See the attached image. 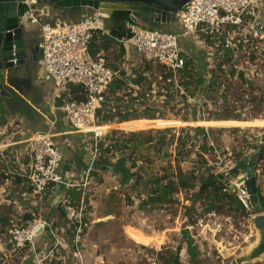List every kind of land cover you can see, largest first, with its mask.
I'll return each instance as SVG.
<instances>
[{"label":"rangeland","instance_id":"rangeland-1","mask_svg":"<svg viewBox=\"0 0 264 264\" xmlns=\"http://www.w3.org/2000/svg\"><path fill=\"white\" fill-rule=\"evenodd\" d=\"M50 6L53 11L65 13L54 12V17L48 18L70 23L65 9L52 3ZM92 11L89 8L84 15ZM148 22L163 31L182 32L176 20L166 25L153 22V18ZM22 28L31 30L30 34L36 33V37L30 35V43L42 46L38 28L25 25ZM187 44L191 54L195 53L193 58L201 68L200 73L207 77L205 50L189 40ZM105 51L106 60L120 72L125 70L131 75L136 69L140 73L148 68L146 77L141 79L143 96L137 97L140 87H135L138 91L119 95L122 100L116 103L108 91L109 106L116 108L113 112L121 116L126 110L141 113L149 106L152 114L166 116L147 119L142 115L124 122L102 123L106 135L97 141L92 135L54 138L63 156L61 174L63 166H71L70 154H75L79 170H84L85 161L88 165L80 181L85 184L80 186L78 207L69 203L71 197L62 198L65 186L59 192L54 190L55 195L51 188L35 194L23 179L17 181L26 144L2 147L0 236L7 237L14 225L27 226L36 219L46 220L50 229L36 238L34 247L14 251L5 245L0 249V264H237V259L256 243V232L250 223L252 212L230 210L224 200H215L219 207L208 210L209 200H199L196 196L200 187L197 180L202 174L205 178L222 174L218 180L231 186L241 175V167L254 165L258 171L257 187L260 191L264 188V72L251 81L229 80L225 71L215 70L212 65L213 75H219L217 79L211 78L215 84L209 89L210 83L206 82L203 93L186 99L160 89L162 71L155 62L140 57L129 62L123 59L122 47L113 42L107 44ZM37 62V57L31 61L28 54L27 63L9 74L5 85L9 95L0 97L1 146L16 140L17 130L25 125L19 112L29 108L25 100L35 94L34 81L42 82ZM150 81L153 91L147 88ZM11 106H17L18 110L12 111ZM225 116L236 120H213ZM201 121L204 125L199 124ZM199 126L205 127L206 135L198 132ZM19 138L22 139L20 135ZM204 143L209 147L201 150L207 165H202L197 155ZM107 146L111 148L109 152L105 150ZM95 165L106 169H96ZM179 170L196 176L195 188L182 190L166 204L150 203L140 208L158 178L166 181L172 178L173 171ZM65 175L62 174L63 178ZM49 195L57 199L52 200ZM27 215L33 218L27 220ZM158 237L161 245L155 242ZM188 239L196 247L195 258L189 254ZM245 264H264V255Z\"/></svg>","mask_w":264,"mask_h":264},{"label":"built area","instance_id":"built-area-1","mask_svg":"<svg viewBox=\"0 0 264 264\" xmlns=\"http://www.w3.org/2000/svg\"><path fill=\"white\" fill-rule=\"evenodd\" d=\"M21 2V26H35L40 33V80L52 85V109L62 111L70 133L92 135L95 141L101 139L106 130H103L99 112L109 87L120 76V71L110 67L103 56L93 57L90 53V42L96 32L109 34L105 15L95 11L77 22L52 21L48 18L52 15L51 8L43 1ZM263 5L262 0H190L175 16L181 33L139 27L130 15L124 25L132 35L115 39L126 49L133 47L141 59L163 66L169 74L167 81L176 86L186 57L191 55L187 40L205 50L208 80L216 75L219 77L213 75V65L215 70L225 71L229 80H241L239 76L242 75L245 82L251 81L264 72ZM12 62L16 65L17 59ZM231 68L235 70L233 77L229 75ZM73 88L79 90L78 95L83 99H69ZM54 138L51 128L25 141L26 170L19 175L27 179L35 194H43L50 185H74L59 171L63 156ZM240 176L232 181V185H236L235 192L242 206L251 211L250 194L244 183L237 182ZM261 193V212L264 213V188ZM48 228L49 223L43 219H36L27 226L14 225L7 237L0 236V249L5 245L14 251L34 247L36 238Z\"/></svg>","mask_w":264,"mask_h":264},{"label":"trees","instance_id":"trees-1","mask_svg":"<svg viewBox=\"0 0 264 264\" xmlns=\"http://www.w3.org/2000/svg\"><path fill=\"white\" fill-rule=\"evenodd\" d=\"M134 12L129 11V10H115L111 16H109V20H111L112 26L109 28V35L108 34H103L102 32H96L94 35L93 39L90 42V53L93 57L97 56V54L101 50H106L107 44L109 42H113L116 44H119V42L115 38H122V37H129L132 35L131 31L125 28L124 21L129 18L131 14ZM124 52V50H122ZM230 52L227 53L228 56H230ZM194 54H191L190 56L186 57V63L184 68L181 70V77L180 80L178 81V86H176L173 82H168L167 79L169 78V74L166 72L165 68L159 64L157 66L160 68L162 71L161 74V83L160 84V89L171 91L173 94H175V97L180 94L181 98L186 97L188 99L189 97H195L199 92L203 93L205 90V83L208 82L210 83L209 89L215 84L214 81L206 80L207 78L204 77L203 73H200L201 68L200 66H197L195 58H193ZM151 62V61H147ZM221 67V64H219ZM140 68V67H139ZM230 77H233L235 74L234 68L230 69ZM136 72L138 71L137 69L135 70ZM148 71V68H144V71L140 73L136 72H131V75L127 74V71H121L120 76L111 84L109 87V92L113 95L115 98V102L117 103L118 101H121L122 99L119 97V95L125 96V95H130V93H133L135 91H138L135 87L139 89V92L137 93V97L143 96V84L141 79L145 78L146 76L145 73ZM242 81H245L243 76H239ZM214 78H219L217 75L214 76ZM153 82H149L148 85V90L153 91L152 87ZM78 89L73 88L71 90V96L69 97L70 100L72 99H83V96L78 95ZM169 99H171V95H168ZM68 98V97H67ZM109 97H106V100L104 102L102 110L99 112V117L101 123H109V122H114L118 120L119 122H124L128 121L130 119H135L142 117V115H145L147 119H157V118H164L166 115L165 114H160L159 116H156L152 114V108L149 106H146L145 110H143L141 113H135V112H128L127 110L122 112L124 113L122 116L120 113H115L113 110L116 108H110L109 106ZM61 104L60 102H58ZM106 108V109H105ZM118 116L120 118H118ZM203 121H208L204 120L203 118L201 119ZM213 120H236V119H231L229 116H225L224 118L221 117H215ZM200 121V120H199ZM199 123L201 125L203 124ZM237 121H242V120H237ZM199 133H202L203 135H206V130L205 127H197L196 128ZM111 148L106 147V151L109 152ZM209 149L207 143L202 144L199 147V150L197 152L199 161L202 165H207V161L205 160V154L202 153L201 150H207ZM103 159V158H101ZM105 163L107 161H104ZM101 165V164H100ZM103 165V164H102ZM246 165L241 167L240 169L243 170ZM94 168L98 169L99 165H95ZM106 169V167H104ZM123 170H126L125 168ZM130 176H136L130 172L127 173ZM223 175H219L218 177L215 176H209L211 178H205L202 174V176L197 180L200 182V187L199 191L196 193V196L198 197L199 200H209L208 202V210L212 209L214 207H219L217 206L215 200H221L225 201L226 205L230 210H234L243 214H247L249 210H246L242 204L240 203L236 192L231 189V186L228 184H223L218 180L219 177H222ZM138 180L141 179V177L137 176ZM172 178L169 179H157L154 182V188L151 189V194L150 196L146 199L147 201L143 202L140 205V208H145L146 204H166L170 202L171 200L174 199V195L178 194L182 190L186 189H193L196 187V181L195 179L196 176L192 174H188L187 172H184L182 170L179 171H173L171 174ZM23 179V176L17 175L16 180L21 181ZM52 186V185H50ZM45 190H47L50 188ZM210 187H213V190L209 189ZM32 192V188L29 186ZM258 189V196H259V201L260 203L263 204V196ZM44 192V193H45ZM82 189L79 187L75 186H70L66 190V197H71L69 200V203H71L74 207L77 206V202L80 201ZM223 208V206H221ZM64 212V211H63ZM65 213V212H64ZM27 220H31L33 217L31 215L26 216ZM187 234V231H186ZM188 251L189 254L192 258L196 257L197 250L196 247L193 246V242L191 239H188Z\"/></svg>","mask_w":264,"mask_h":264},{"label":"water","instance_id":"water-1","mask_svg":"<svg viewBox=\"0 0 264 264\" xmlns=\"http://www.w3.org/2000/svg\"><path fill=\"white\" fill-rule=\"evenodd\" d=\"M23 0H0V95H9L6 91V78L10 72L17 70L27 63L26 42L24 30L19 22V13ZM50 6L54 4L60 9L79 11L90 8L106 16H111L115 10H129L141 16L153 17L158 24L175 20L176 14L190 0H41ZM48 1V3H47ZM51 7V6H50ZM36 51L39 50L35 46ZM34 52V51H33ZM34 54V53H33ZM17 59L14 65L12 60ZM36 57L34 56V60ZM101 169L104 167L99 166ZM256 166L247 165L237 180L244 183L250 194L251 212L250 223L256 232V243L237 259V264L251 263L264 255V213L259 201L256 178ZM231 189L236 190V185Z\"/></svg>","mask_w":264,"mask_h":264},{"label":"crops","instance_id":"crops-1","mask_svg":"<svg viewBox=\"0 0 264 264\" xmlns=\"http://www.w3.org/2000/svg\"><path fill=\"white\" fill-rule=\"evenodd\" d=\"M263 4H264V0H262ZM51 8V7H50ZM88 9L89 8H81L79 11H70L69 9H65L67 11V16L66 17L69 22H77L79 21L78 19L80 18V16L84 15V14H88ZM63 10V9H62ZM61 10V11H62ZM57 11V12H56ZM53 11L51 8V16L54 17V12L55 15H61V13H65V12H60V10H56ZM95 11H92L91 14H94ZM131 16L135 19V23L137 26H142L143 27H152L151 25H149L148 20L152 19L151 17L148 18L147 16L143 17V18H138L139 14L136 15L135 14H131ZM262 21L264 24V5H263V10H262ZM105 27L107 29V31L109 32V27L112 26L111 21L108 20V16H106L105 20ZM143 22V24L141 23ZM109 25V27H108ZM160 25H166V24H162L160 23ZM37 28V27H36ZM31 30L29 29H24V36H25V42H26V51H27V55L29 54L31 61H34V54L37 57V61L39 62L40 56H41V47L40 44H38L37 42H31L30 43V35H34L36 37V33L35 34H30ZM103 33V32H102ZM106 34V33H103ZM109 35V34H108ZM39 38H40V33L38 34ZM37 36V37H38ZM41 40V38H40ZM34 41V40H33ZM119 45L122 47V50H124L123 54V59L131 62L134 61L135 59L137 60L140 56L137 54L136 50L133 47H129L128 49H126L122 44L119 43ZM35 46H38L39 50L36 51ZM34 51V52H33ZM37 52H39V55L37 54ZM105 50H101L97 55H101L105 58L104 54H105ZM34 53V54H33ZM195 55V53H194ZM106 59V58H105ZM108 65L110 67H112L114 70L120 71L119 69H116L115 66L112 65V62L110 60H106ZM37 62V63H38ZM124 65L126 64V62L123 63ZM39 65V63H38ZM39 69V66H38ZM6 84H8V77L6 78ZM34 95H32L33 99H26L25 102L28 105L29 108H27V111L25 112H19V115L21 117H23V123L25 125H23V128H21L20 130L18 129L16 132V137L17 139L14 141H11L10 143L4 144V145H0V149L2 147H7V146H13V145H17L19 143H23L25 144V141L27 139H29L31 136H33L34 134L38 133V132H47L49 131L51 128L53 129V134L55 135V138L57 137H61V136H74V137H79L81 136H87V135H82V134H77V133H70V128L68 127V124L65 121V117L62 113L61 110H53L52 106H51V94H52V85L50 83H46V82H37L36 80L34 81ZM1 97V95H0ZM7 104V103H6ZM15 105V104H14ZM2 108V107H1ZM0 108V109H1ZM12 111H17L18 107L17 106H11ZM19 135L22 139L19 138ZM10 146V147H11ZM1 155L2 152H1ZM25 155V154H24ZM69 161L71 166L70 167H62V174L65 175L67 174V176L65 175L66 181L72 182L74 185L73 186H82L85 183L81 184L80 181L83 180V175L82 173L85 172V168L88 166L86 161L85 163H83V171L79 170L80 168L76 165V159H75V154H70L68 156ZM26 163L27 160L24 156V158L22 159V168L21 169V173L25 172L26 170ZM76 163V164H75ZM85 167V168H84ZM257 171V169H256ZM258 172V171H257ZM19 175V173L17 174ZM23 180L27 183V179H25L23 177ZM28 184V183H27ZM64 185L61 186H50V188L52 189V193L55 195V191L61 190L63 188ZM65 185V189L67 190L68 187ZM66 190H62V198H64V200H66ZM52 195H49L48 198H51ZM47 198V199H48ZM56 196L52 197V200H56ZM51 203V201H50ZM43 234V233H42ZM41 234V235H42Z\"/></svg>","mask_w":264,"mask_h":264},{"label":"bare ground","instance_id":"bare-ground-1","mask_svg":"<svg viewBox=\"0 0 264 264\" xmlns=\"http://www.w3.org/2000/svg\"><path fill=\"white\" fill-rule=\"evenodd\" d=\"M103 130H105V127H103ZM153 241V239H152ZM155 242L158 244V245H161L162 244V241H161V237H158L155 239Z\"/></svg>","mask_w":264,"mask_h":264},{"label":"flooded vegetation","instance_id":"flooded-vegetation-1","mask_svg":"<svg viewBox=\"0 0 264 264\" xmlns=\"http://www.w3.org/2000/svg\"><path fill=\"white\" fill-rule=\"evenodd\" d=\"M151 18H153V17L151 16Z\"/></svg>","mask_w":264,"mask_h":264}]
</instances>
